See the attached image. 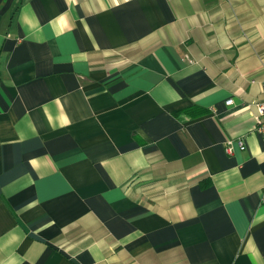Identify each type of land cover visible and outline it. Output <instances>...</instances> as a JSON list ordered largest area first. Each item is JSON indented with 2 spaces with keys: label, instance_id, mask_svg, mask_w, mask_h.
<instances>
[{
  "label": "crops",
  "instance_id": "1",
  "mask_svg": "<svg viewBox=\"0 0 264 264\" xmlns=\"http://www.w3.org/2000/svg\"><path fill=\"white\" fill-rule=\"evenodd\" d=\"M263 83L264 0H0V264H264Z\"/></svg>",
  "mask_w": 264,
  "mask_h": 264
},
{
  "label": "built area",
  "instance_id": "2",
  "mask_svg": "<svg viewBox=\"0 0 264 264\" xmlns=\"http://www.w3.org/2000/svg\"><path fill=\"white\" fill-rule=\"evenodd\" d=\"M227 105H230L233 103V99L227 100ZM258 109L260 111V114L257 116V125L255 127V130L262 136L263 143H264V83H263V98L258 103ZM236 147H239L240 149H244L245 142L243 139H230L226 142V149L228 152H233Z\"/></svg>",
  "mask_w": 264,
  "mask_h": 264
},
{
  "label": "trees",
  "instance_id": "3",
  "mask_svg": "<svg viewBox=\"0 0 264 264\" xmlns=\"http://www.w3.org/2000/svg\"><path fill=\"white\" fill-rule=\"evenodd\" d=\"M194 111L196 110V108L195 109H193Z\"/></svg>",
  "mask_w": 264,
  "mask_h": 264
}]
</instances>
